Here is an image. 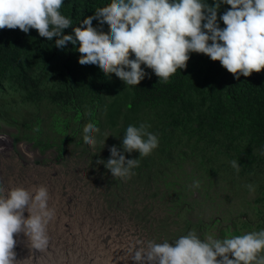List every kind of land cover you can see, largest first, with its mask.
I'll use <instances>...</instances> for the list:
<instances>
[{"label": "trees", "instance_id": "1", "mask_svg": "<svg viewBox=\"0 0 264 264\" xmlns=\"http://www.w3.org/2000/svg\"><path fill=\"white\" fill-rule=\"evenodd\" d=\"M110 2L64 0L60 12L72 21L64 34L74 36V27ZM202 2L213 5L215 0ZM229 7L221 3L218 10L221 28L225 25L219 17ZM93 26L109 31L107 24L95 19ZM54 40L40 37L35 29L27 34L18 28L0 29V120L20 129L14 134L17 141L32 142L42 152L58 145L62 155L66 139L56 144L45 137L43 122L66 134L65 127L74 122L76 130L88 113V123L119 137L121 145L129 125L145 124L157 136L158 147L147 157H139L137 151L123 152L139 160L131 183L166 180L174 174L167 183L171 184L178 174L195 172L214 180L220 173H230L232 181L262 190L264 208V70L237 80L219 61L193 52L186 69H178L167 83L145 68V79L126 87L115 74L105 76L96 65L79 64L78 42L59 49ZM42 107L48 109L46 116L41 114ZM34 111L35 120L28 119ZM19 114L20 120L15 117ZM93 135L98 141L101 134ZM233 160L239 172L231 166ZM115 182L128 193L125 179ZM167 184L170 190L176 189ZM184 189L173 190L182 192L177 194L180 202L190 188ZM201 194L206 193L201 190Z\"/></svg>", "mask_w": 264, "mask_h": 264}, {"label": "clouds", "instance_id": "2", "mask_svg": "<svg viewBox=\"0 0 264 264\" xmlns=\"http://www.w3.org/2000/svg\"><path fill=\"white\" fill-rule=\"evenodd\" d=\"M63 3L64 0H0V29L18 28L25 34L35 29L48 41L55 38L59 49H64L69 42L73 45L78 42L79 64L96 65L105 76L115 74L126 87L138 86L148 75L145 68L151 69L159 81L167 83L178 69H186L193 52L219 61L237 80L264 70V0H215L213 5L202 0H111L92 16L85 17L81 26L74 27V36L64 34L72 21L61 14ZM221 3L230 6L219 17L225 25L223 28L217 17ZM94 19L100 25L107 24L109 31L94 27ZM148 127L129 125L122 139L123 151H137L139 157L149 156L158 147V138ZM99 131L94 123H87L83 128L84 143L94 148L93 134ZM14 134L8 137L13 148L22 141L35 147L32 142L17 141ZM63 151L62 155L59 151L60 156ZM109 151L110 158L106 162L97 160V164L103 163L113 179H130L134 174L132 169L139 166L138 158H126L115 145ZM231 166L239 172L237 161H231ZM10 178L18 176H4L5 181ZM247 187L252 190L253 186ZM193 188L201 194L199 181H194ZM0 192H4L2 187ZM111 193L115 195L113 190L108 195ZM48 200V189L43 185L33 193L15 187L0 195V264H16L15 236L19 233L28 238L32 248L43 250L48 245L47 225L55 217ZM33 208L39 212L33 214ZM25 209L29 212L27 218L23 215ZM136 212L143 210L136 208ZM223 220L216 217L211 225L221 235ZM236 221H244V226L251 227L244 218ZM229 228L236 230L230 229L227 234L237 236L219 239L189 231L173 242L157 243L146 238L130 251L129 264L131 260L134 264H264V229L241 235V230L232 228V224ZM129 238V245L133 246L131 243L137 237Z\"/></svg>", "mask_w": 264, "mask_h": 264}, {"label": "rangeland", "instance_id": "3", "mask_svg": "<svg viewBox=\"0 0 264 264\" xmlns=\"http://www.w3.org/2000/svg\"><path fill=\"white\" fill-rule=\"evenodd\" d=\"M51 110L50 107L49 111ZM47 112V108H41L43 116H46ZM35 113L36 111L28 119L35 120ZM15 117L20 120L22 114ZM88 120L89 115L87 113L82 120V124L79 122L76 126V130L74 129V122L65 127L66 134L60 133L48 121L43 122L45 131L43 135L45 137L50 136L51 141L56 144L61 142L63 138L66 139L64 141L63 156L59 155L57 146L50 147L45 153H42L36 147L22 141L13 148L8 137L18 133L19 129L16 126L9 125L4 120H0V187L4 190V192H0V195L8 191L10 183L14 188L23 187L29 192H34V189L41 185L48 189V193L56 192L61 197V205H64L65 208H73L72 215L68 213L64 215L62 209L64 216L69 215L72 218L76 211L81 210L80 212L90 217L89 221L95 222L89 224L92 227L96 225L93 228L95 231L100 229L101 232L103 231L102 233L105 232L104 236L96 238V241L93 239L92 243L85 242L86 253L96 250V248L92 250L95 244L104 248L111 239H119L121 249L127 247L125 249L131 251L134 246H140L138 242H144L143 240L146 238H148V241L151 240L157 243L165 240L173 242L189 231L195 232L197 236L199 233L205 237L211 234L215 238L222 239V237L229 236L227 233L230 232V224H232V228L240 229L241 235L264 229V208L260 199L262 190L259 187H252V190H250L247 187L248 185H242L238 179L232 181L230 173H220L215 177V181L206 177L202 178L198 172L193 173L194 175H190V173L178 174L174 178L175 183L171 184L167 183L173 180L174 174L169 175L166 180L159 178L158 181L152 182L138 181L137 183H131L127 179L125 180L127 192L131 195L119 190L116 184H112L115 179L110 177L112 176L110 171L105 168L103 163L97 164V160L106 162L110 158L109 149L113 145L123 154L120 138L111 135L106 130L105 132L99 131L96 133L101 135L98 141L95 139L94 148L84 143L83 128ZM181 170L184 169L181 168ZM189 171L191 170L189 169ZM4 176L6 178L18 176V178H10L5 181ZM15 181L19 184H15ZM194 181L200 182V188L206 193L205 195L200 194L193 188ZM165 183L169 186L174 185L178 190H183V187L190 189H188V194L181 198L182 201L180 202L179 195L173 191L174 188L170 190ZM208 186L209 189L206 188ZM112 190H117L119 194L117 196L113 193L108 195ZM50 201L54 202L55 200L49 197L48 202ZM258 201L260 202L257 203ZM53 204L55 205V203ZM136 208L143 210V212L137 213ZM34 210L36 214L39 212L37 211L38 208ZM130 211L134 213H130ZM216 217L224 219L220 227L223 235L219 233L217 228L211 226L213 224L212 220ZM236 218H244V220L250 222L251 227L244 226V221L237 222ZM136 220H139V222H133ZM188 220L190 221L187 222ZM193 224H197L195 228L192 227ZM84 225L81 222L78 223L73 234L82 229ZM206 225L210 226L206 228ZM48 226L51 227L48 229L54 231L51 232L53 234L48 235L50 243L47 245L46 250H41L38 257L44 260V264H66V262L76 259V257L71 258L75 250L73 234L67 235L68 237L65 236L66 240L63 242V240L56 238L59 231L57 227H54V222L50 221ZM223 228H225V231H223ZM130 236L137 237V240L131 243L134 246L123 245V240L124 242H126L125 240L131 242ZM233 236L237 235L229 237ZM51 246L56 249H50ZM48 250L51 251V254L54 253L51 255L52 257L49 256ZM36 254L37 251H34L31 255L33 258L35 256L34 262L38 258ZM123 255H125V252L117 255L120 263L129 264L127 260H124ZM62 256L63 259H61ZM56 258L60 259L57 260ZM77 259L81 261L80 257Z\"/></svg>", "mask_w": 264, "mask_h": 264}, {"label": "bare ground", "instance_id": "4", "mask_svg": "<svg viewBox=\"0 0 264 264\" xmlns=\"http://www.w3.org/2000/svg\"><path fill=\"white\" fill-rule=\"evenodd\" d=\"M10 188H14V187H12V183L9 184L8 190ZM5 189H7V188H5ZM30 193H33V192H30ZM59 196L56 194V192H49V197L50 198L52 197L55 200L54 202H51V201L48 202L49 203L48 206H49V208H52V209L55 210L56 216L54 217V219L51 222H54V227H57V229L59 231V235L56 238H59V239H61V241L63 240V242H64L66 240L65 236H67V235H69L71 233L73 234V232L75 231L76 225L78 223L81 222V223L85 224L82 229H80L79 231H77V232H75L73 234V237H74L73 238L74 239L73 243L75 245V250H74L73 255L71 256V258L74 259L76 257V259L72 260L71 262H66V264H121L119 257H117V255L120 254L121 252H125V255H123L124 260H127L128 263H129V261H130V256H129L130 251L125 249L127 247H125V248L123 247V250L125 249L126 251L125 250L123 251L121 249L119 239L118 240L111 239L105 245L104 248H102L101 246H96V244H95L94 247H92V246L91 247H92V250L94 248H96V250H94L92 252L88 251V253H86L85 242L88 241V242L92 243L93 239L96 241V238L97 239H98V237L100 238V236H102L105 232L102 233L103 231L101 232L100 229H98L99 231H95L93 228L96 225H93L94 227L89 225V224L92 223L91 221H89L90 217L87 216L85 213L80 212L81 210L80 211H76V213L74 212L75 213L74 217H72V218L69 217V215L73 214V212H72L73 208H70V207H66L65 208L64 205H61L60 204L61 203V197H59ZM53 203H55V205ZM34 209L35 208L32 209V212H33V214H36V211ZM62 209H63L64 215H65V213H68L69 215L64 216L62 214ZM37 211H39V210H37ZM23 215H24L25 218H27L29 216V212L27 211V209L24 210ZM94 218H95V216H94ZM94 223H92V224H94ZM49 227L50 226L47 225V235H49L51 232L54 231V230L52 231V230L48 229ZM51 234H53V233H51ZM15 239H16V247H15L14 251L16 253V264H33V263L34 264H44V260L42 258L38 257L39 254L41 253V250H37L35 248H32L28 238L23 233L17 234L15 236ZM125 241L126 242H124V240H123L124 243L122 242V244L125 245V246L129 245V242L127 240H125ZM49 243H50V240H48V244ZM66 244H67V242H66ZM135 245H136V243H135ZM46 248H47V246L44 249L46 250ZM44 249H43V251H44ZM88 250H89V247H88ZM34 251H37L36 255L38 257V258L36 257L37 259L35 260V262H34L35 256H34V258H33V256H31ZM48 251H49V256L52 257L51 255H53L54 253L51 254V251L50 250H48ZM79 257L81 258V261L79 259H77ZM63 258L64 257L62 256L61 259H63ZM68 258H69V256H68ZM58 259H60V258H58ZM131 262H132V264H134V262L132 260H131ZM56 263H57V261H56ZM61 263H62V261H61Z\"/></svg>", "mask_w": 264, "mask_h": 264}]
</instances>
